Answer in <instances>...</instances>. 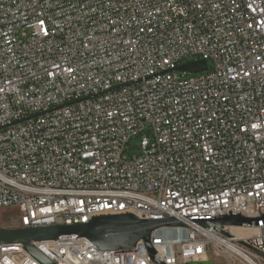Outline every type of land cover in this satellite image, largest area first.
I'll return each mask as SVG.
<instances>
[{"label": "built area", "instance_id": "obj_1", "mask_svg": "<svg viewBox=\"0 0 264 264\" xmlns=\"http://www.w3.org/2000/svg\"><path fill=\"white\" fill-rule=\"evenodd\" d=\"M13 209L19 229L182 224L152 232L154 256L34 242L50 264H264V0H0V216ZM226 216L254 223L204 225ZM0 264L45 263L12 244Z\"/></svg>", "mask_w": 264, "mask_h": 264}, {"label": "water", "instance_id": "obj_2", "mask_svg": "<svg viewBox=\"0 0 264 264\" xmlns=\"http://www.w3.org/2000/svg\"><path fill=\"white\" fill-rule=\"evenodd\" d=\"M208 69L206 61L189 63L177 69L179 72L200 73ZM254 220L242 216H226L204 225L252 226ZM257 223V221H255ZM182 224L176 219L143 220L135 215L103 216L94 218L88 224L71 226H53L38 229H0V246L22 244L24 248L45 264L50 261L32 244L34 242L55 241L64 236H77L87 238L104 251H132L140 240H144L150 253L154 256L155 251L150 244L152 232L162 227H178Z\"/></svg>", "mask_w": 264, "mask_h": 264}, {"label": "rangeland", "instance_id": "obj_3", "mask_svg": "<svg viewBox=\"0 0 264 264\" xmlns=\"http://www.w3.org/2000/svg\"><path fill=\"white\" fill-rule=\"evenodd\" d=\"M139 143L137 140H135L132 143V146L130 148V152L128 154V157L130 155L136 156L138 155V147ZM20 223V219L18 216V210H8L4 214L0 216V229L2 230H15L19 229L17 226ZM202 264H225V262L221 259H214V261H207Z\"/></svg>", "mask_w": 264, "mask_h": 264}, {"label": "bare ground", "instance_id": "obj_4", "mask_svg": "<svg viewBox=\"0 0 264 264\" xmlns=\"http://www.w3.org/2000/svg\"><path fill=\"white\" fill-rule=\"evenodd\" d=\"M236 232L241 236L247 233L244 229H236Z\"/></svg>", "mask_w": 264, "mask_h": 264}]
</instances>
